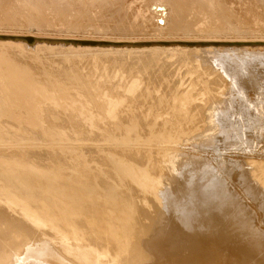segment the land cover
<instances>
[{"label":"bare ground","instance_id":"obj_1","mask_svg":"<svg viewBox=\"0 0 264 264\" xmlns=\"http://www.w3.org/2000/svg\"><path fill=\"white\" fill-rule=\"evenodd\" d=\"M0 264H264V41L0 34Z\"/></svg>","mask_w":264,"mask_h":264},{"label":"rangeland","instance_id":"obj_2","mask_svg":"<svg viewBox=\"0 0 264 264\" xmlns=\"http://www.w3.org/2000/svg\"><path fill=\"white\" fill-rule=\"evenodd\" d=\"M137 5L138 0H0V34L111 41H264V0L154 1L153 23L161 33L143 16H133ZM158 6L164 14L155 10ZM245 75L232 84L252 79L250 72ZM255 90L250 95L258 103L261 92Z\"/></svg>","mask_w":264,"mask_h":264}]
</instances>
